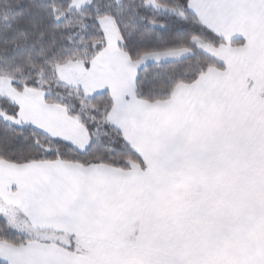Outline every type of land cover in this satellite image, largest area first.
<instances>
[{
    "label": "snow or ice",
    "instance_id": "obj_1",
    "mask_svg": "<svg viewBox=\"0 0 264 264\" xmlns=\"http://www.w3.org/2000/svg\"><path fill=\"white\" fill-rule=\"evenodd\" d=\"M0 264H264V0H0Z\"/></svg>",
    "mask_w": 264,
    "mask_h": 264
}]
</instances>
